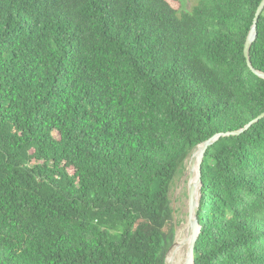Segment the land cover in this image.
<instances>
[{
	"label": "trees",
	"instance_id": "trees-1",
	"mask_svg": "<svg viewBox=\"0 0 264 264\" xmlns=\"http://www.w3.org/2000/svg\"><path fill=\"white\" fill-rule=\"evenodd\" d=\"M261 1L0 0V264H166L187 156L264 111ZM202 181L195 263L264 264V118Z\"/></svg>",
	"mask_w": 264,
	"mask_h": 264
},
{
	"label": "water",
	"instance_id": "water-1",
	"mask_svg": "<svg viewBox=\"0 0 264 264\" xmlns=\"http://www.w3.org/2000/svg\"><path fill=\"white\" fill-rule=\"evenodd\" d=\"M264 11V0L260 2L258 5V8L256 10L254 21L251 26V29L249 31L246 43H245V56L248 62L249 67L251 70L257 74L258 76L264 78V71L257 69L251 59L250 50L253 42L257 38L258 34V21L259 18ZM264 118V111L258 115L256 118L252 119L248 124H246L243 128L234 130V131H227V132H218L214 134L212 137L206 139L205 141L197 144L189 153V155L186 158V161L188 160V168L187 172L190 173L189 175V187H188V194H189V206H190V213L188 218V232H187V238L183 241L184 244H188V252L189 257L187 260V264H196L195 263V250H196V244L197 240L199 238L202 225L198 216L199 207H200V200L202 196V164L204 162V157L209 149L210 146L215 144L221 137L223 136H229V135H238L244 132L245 130L249 129L254 123L258 122L260 119ZM198 164V177L197 180H193V175L195 172V165ZM196 193H198V196L196 198ZM177 231L175 235V239L169 248L166 256V264H172L174 252L177 246Z\"/></svg>",
	"mask_w": 264,
	"mask_h": 264
},
{
	"label": "rangeland",
	"instance_id": "rangeland-1",
	"mask_svg": "<svg viewBox=\"0 0 264 264\" xmlns=\"http://www.w3.org/2000/svg\"><path fill=\"white\" fill-rule=\"evenodd\" d=\"M181 4V7L189 10L193 5L197 4V0H178ZM188 160L185 162V165L182 171L176 176L175 181L172 185L170 191L171 204L174 210V219L176 221L177 227L176 230L182 232V225L186 224L188 226V218L190 213L189 207V175L187 172ZM188 204V205H187ZM186 208V209H185ZM181 254V248L179 251L178 258L174 264H179V257Z\"/></svg>",
	"mask_w": 264,
	"mask_h": 264
},
{
	"label": "bare ground",
	"instance_id": "bare-ground-1",
	"mask_svg": "<svg viewBox=\"0 0 264 264\" xmlns=\"http://www.w3.org/2000/svg\"><path fill=\"white\" fill-rule=\"evenodd\" d=\"M194 170H195V172H194V175H193V180L196 181L197 177H198V164L195 165V169ZM188 175H190L189 172H188ZM197 196H198V193H196V198H197ZM188 208H190V206ZM187 230H188V227L186 226V224L182 225V232L179 231V227H178L177 238H176L178 244H177L175 252H174V257H173L172 264H174L176 262V260L178 258V255H179L180 248H181V254H180V257H179V264H187V260H188V257H189L188 244L187 243L186 244L183 243V241L186 240V238L188 237L187 236V232H188Z\"/></svg>",
	"mask_w": 264,
	"mask_h": 264
}]
</instances>
